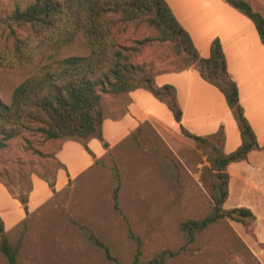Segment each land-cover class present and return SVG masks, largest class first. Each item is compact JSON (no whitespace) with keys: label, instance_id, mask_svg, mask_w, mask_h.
<instances>
[{"label":"trees","instance_id":"obj_1","mask_svg":"<svg viewBox=\"0 0 264 264\" xmlns=\"http://www.w3.org/2000/svg\"><path fill=\"white\" fill-rule=\"evenodd\" d=\"M226 1L252 19L264 43L263 13L247 0ZM139 25L150 27L153 33L129 42L122 38L128 27ZM151 44L171 47L178 56L179 69L195 68L224 94L241 134L237 149L225 152L223 125L209 135L195 134L183 125L176 87L159 85L154 67L138 60ZM73 47L81 52L67 53ZM0 67L21 76L9 96L0 92V150L25 132L39 133L46 140L81 143L96 164L111 171L116 179L114 208L126 222L134 249L131 259L119 264H167L226 218L250 228L256 217L250 208L224 206L229 195L228 165L246 160L251 151L263 150L264 145L258 142L245 114L221 39L214 38L210 55L202 56L167 0H30L8 13L0 11ZM136 89L148 90L166 104L180 124L181 134L205 152L209 165L204 176L212 200L205 214L181 220L178 233L183 242L179 247H163L149 257L144 256L142 239L120 206L122 179L104 136L107 97L128 102ZM147 125L152 126L149 121L141 123L129 138L138 139ZM93 139L106 149L102 157L97 158L90 148ZM90 236L107 248L94 232ZM0 252L9 264H19V247L9 239L1 215Z\"/></svg>","mask_w":264,"mask_h":264},{"label":"rangeland","instance_id":"obj_2","mask_svg":"<svg viewBox=\"0 0 264 264\" xmlns=\"http://www.w3.org/2000/svg\"><path fill=\"white\" fill-rule=\"evenodd\" d=\"M29 1L0 0V11L8 13ZM247 1L264 15V0ZM152 33L145 25L130 26L122 38L129 42ZM79 52V47H73L67 53ZM138 60L155 71L160 61H164L160 67L180 66L167 45H148ZM20 78L0 67V92L9 96ZM126 105L125 100L107 97V116H121ZM180 136L182 140L176 135L166 139L154 125H147L138 139L127 135L112 146L122 179L120 206L141 237L146 257L163 247H179L183 242L178 233L181 220L201 216L212 205L204 176L207 155L193 140ZM115 183V175L80 147L32 132L12 139L0 150V206L8 212L6 231L19 247V264L129 261L133 242L126 222L114 208ZM17 206L22 210L18 221L11 214ZM92 232L108 250L94 241ZM0 264H9L1 252ZM167 264H264V245L248 226L226 218Z\"/></svg>","mask_w":264,"mask_h":264},{"label":"crops","instance_id":"obj_3","mask_svg":"<svg viewBox=\"0 0 264 264\" xmlns=\"http://www.w3.org/2000/svg\"><path fill=\"white\" fill-rule=\"evenodd\" d=\"M167 2L191 34L202 56L210 55L214 38L221 39L228 68L239 87L245 114L258 142L264 145V43L255 23L226 0ZM163 62H158L156 82L159 85L172 84L176 87L183 109V125L198 135L215 133L223 125L225 152L237 149L241 144V134L224 94L205 80L195 68L160 67ZM130 96L125 113L118 117L107 116L104 120V136L111 147L146 121L154 125L166 139L172 135L181 139L180 124L176 122L166 104L145 89H136ZM64 142L80 147L95 159L81 143L73 140ZM89 146L97 158L106 152L98 139L91 140ZM96 146L101 150L99 153ZM228 172L229 195L224 206L250 208L256 216L251 221L250 229L258 243H264V149L251 151L246 160L230 163ZM12 213L18 221L22 215L20 206L13 207ZM7 214L0 206L5 229L8 227Z\"/></svg>","mask_w":264,"mask_h":264}]
</instances>
